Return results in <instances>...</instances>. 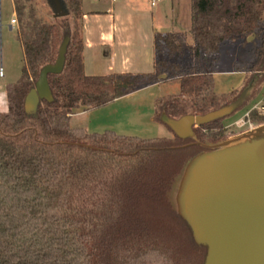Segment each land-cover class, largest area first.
Wrapping results in <instances>:
<instances>
[{"label":"trees","instance_id":"1","mask_svg":"<svg viewBox=\"0 0 264 264\" xmlns=\"http://www.w3.org/2000/svg\"><path fill=\"white\" fill-rule=\"evenodd\" d=\"M13 0L24 64L3 87L0 111V264H203L205 248L170 206L174 177L204 145L225 141L222 121L176 136L161 120L203 115L264 83V0H190L187 33L154 32L153 71L87 76L83 69L82 0H59L65 14L37 16L29 0ZM68 37L63 69L48 74L52 100L24 107L41 68L55 62ZM255 37L254 58L240 89L214 93L213 74L233 39ZM188 48L190 59L180 63ZM177 81L153 101V120L172 137L140 138L71 127L77 109L92 110L154 83ZM256 91V92H257ZM256 93L254 92V95ZM260 118L256 112L251 121Z\"/></svg>","mask_w":264,"mask_h":264},{"label":"water","instance_id":"2","mask_svg":"<svg viewBox=\"0 0 264 264\" xmlns=\"http://www.w3.org/2000/svg\"><path fill=\"white\" fill-rule=\"evenodd\" d=\"M55 16L66 12L59 0H48ZM68 37L56 60L43 66L25 98L27 112L40 99L52 100L48 74L62 71ZM252 86L217 110L161 120L178 137H193L194 128L234 112ZM192 158L183 169L177 195V213L190 227L197 244L205 248L203 264H264V124L214 145Z\"/></svg>","mask_w":264,"mask_h":264},{"label":"crops","instance_id":"3","mask_svg":"<svg viewBox=\"0 0 264 264\" xmlns=\"http://www.w3.org/2000/svg\"><path fill=\"white\" fill-rule=\"evenodd\" d=\"M190 11V0L188 2L187 0H82L84 73L87 76H102L112 73L152 72L154 32L187 33L191 42L188 33ZM9 17L10 19L15 17L13 0H10V14L1 24V27L12 31L15 26H12L10 21L8 22ZM14 29L17 33L16 27ZM229 73L240 75L241 78L236 85L242 86L244 74L239 71ZM217 74L220 73L213 74L216 95H218L215 90ZM167 82L161 81L145 86L100 108L77 109L71 114L69 124L71 127H82L90 132V128L96 129L107 124L112 127V123L125 117L122 116V113L128 112L129 120L125 124L130 126L129 122L134 121V129L143 134L139 136L140 138H154L160 133V129L165 130V128H163V124L153 120V101L156 97L144 99V96L147 91L158 88ZM172 82L176 83V81ZM235 89L221 94L229 93ZM244 113L237 119L228 122L227 126L239 122ZM110 130L116 133L114 129ZM171 135L170 132L169 135L162 136L171 137Z\"/></svg>","mask_w":264,"mask_h":264},{"label":"rangeland","instance_id":"4","mask_svg":"<svg viewBox=\"0 0 264 264\" xmlns=\"http://www.w3.org/2000/svg\"><path fill=\"white\" fill-rule=\"evenodd\" d=\"M21 1L25 2L24 0ZM25 4L26 6L31 5L35 10L37 16H41L48 21H52L50 9L43 3L42 0H29ZM9 14H10V0H0V111L6 109L4 93H3L4 85L7 83L15 82L19 78L21 73V68L24 64L21 43L18 41L16 37L17 33L15 32L14 29L16 27L17 30V24H18L16 20V16L13 18L16 20L15 23H11L12 18L11 19L10 17L8 18V22L10 21V24L12 26H15L12 31L8 30V28L1 27L2 22L5 21V19H7V16ZM257 41L258 40L255 37H248L245 40L233 39L225 46V48H223L220 54V61L218 63V67L216 68L218 72H215V73H220L217 74V76L215 77L216 78L215 90L218 92L217 94L219 96L222 95L221 93L230 91L231 89L241 88V85L240 86L236 85V83L240 80L241 76L229 72L231 71L242 72V70H246L247 67H249V65L251 64L254 58L253 54L250 53V46L256 45ZM190 43L191 42L187 37L186 46H188ZM189 59H190L189 50L186 47L184 55L181 58H177V61L180 63H185L189 61ZM242 73L244 74V72ZM256 85L257 84L251 85L252 89L248 95L249 97L252 94V96H254L253 99H251L245 106L237 110L233 115L229 116L226 120L222 121V124L225 127V136L227 137V139L240 136L250 131L245 124L242 125L234 124L230 126H227V124L228 122H231L234 119H237L238 117L243 115L244 111L246 109H249L253 103L258 102L259 100L262 99V96L264 95V83L259 91L254 90ZM178 90H179L178 82L176 81L175 83L172 81L170 82V80H168V82L164 83V85L152 89L151 91H147V94L144 96L145 97L144 99L146 98L152 99L154 97H158L166 94H174L177 93ZM254 92L256 93L255 95ZM214 93L216 94L215 91ZM130 103L132 104L131 100ZM127 114L128 112L122 113V116L124 115L125 117H123L121 120L117 121L116 123H112V124L110 123L112 127L108 126L107 124V125L99 126L96 129H92V128L90 129L88 128V129L90 132L97 131L98 133L104 131L105 129L106 130L114 129L116 133L120 135H128V136H136V137L143 135L141 132L134 129L135 126L134 121L129 122L130 126L125 124V122H128L129 120ZM258 116L260 118L255 119V121H252V123L255 125L254 128L260 126L261 124H264V115L258 114ZM163 128H165V130L160 129V133L156 137H163L162 135L167 136L170 134L166 126H164ZM184 167L185 165L182 167L180 172L174 177L170 185V188L166 193L167 200L170 206L172 207V209L175 211L178 210L179 208L177 195L181 187Z\"/></svg>","mask_w":264,"mask_h":264},{"label":"built area","instance_id":"5","mask_svg":"<svg viewBox=\"0 0 264 264\" xmlns=\"http://www.w3.org/2000/svg\"><path fill=\"white\" fill-rule=\"evenodd\" d=\"M111 1H115V0H111ZM16 20L12 19L11 23H15ZM252 112H256L257 114H261L264 115V95L262 96V99L259 100L258 102H255L252 104V106L247 109L244 113V116L242 117V119L237 122L236 124H245L249 130L254 129L255 125L252 123L251 119H250V115Z\"/></svg>","mask_w":264,"mask_h":264}]
</instances>
